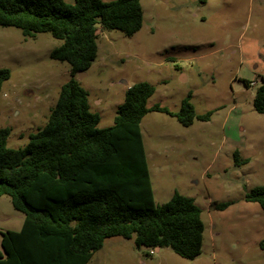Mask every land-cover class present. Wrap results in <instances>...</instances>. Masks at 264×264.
Here are the masks:
<instances>
[{"label":"rangeland","instance_id":"1","mask_svg":"<svg viewBox=\"0 0 264 264\" xmlns=\"http://www.w3.org/2000/svg\"><path fill=\"white\" fill-rule=\"evenodd\" d=\"M141 7L142 26L132 36L98 31L96 59L75 78L100 116L99 128L113 124L127 88L139 82L155 89L147 108L176 113L190 93L197 115L212 112L209 121L188 127L152 111L140 123L154 203L175 191L192 198L204 224L202 246L187 260L115 237L87 264H264V213L244 199L264 184V115L253 109L264 76V0H141ZM60 44L49 33L24 39L20 30L0 26V68L10 70L0 90V128L10 129L11 149L46 124L70 78L69 65L49 57ZM235 151L248 161L235 166ZM212 202L230 205L214 210ZM22 219L0 197V229L16 230Z\"/></svg>","mask_w":264,"mask_h":264},{"label":"trees","instance_id":"2","mask_svg":"<svg viewBox=\"0 0 264 264\" xmlns=\"http://www.w3.org/2000/svg\"><path fill=\"white\" fill-rule=\"evenodd\" d=\"M142 22L141 0H0L1 27L20 30L24 39L49 33L61 41L49 57L70 67L46 124L25 146L9 148L10 129L0 128V197L23 215L19 231H0V264H87L114 237L133 239L137 248H167L187 260L199 255L201 210L176 191L154 203L140 123L152 111L188 127L195 119L209 121L212 112L197 115L190 93L176 113L147 108L155 89L139 82L127 88L113 124L99 128L100 116L75 78L96 59L99 30L132 36ZM9 78L10 70L0 68V90ZM259 81L253 109L264 115V76ZM233 156L235 166L248 161H240L238 151ZM244 199L264 213V184ZM210 205L224 210L230 203Z\"/></svg>","mask_w":264,"mask_h":264},{"label":"crops","instance_id":"3","mask_svg":"<svg viewBox=\"0 0 264 264\" xmlns=\"http://www.w3.org/2000/svg\"><path fill=\"white\" fill-rule=\"evenodd\" d=\"M143 147H144V146H143ZM152 194H153V191H152ZM153 196H154V194H153ZM153 199H154V197H153ZM22 222H23V219L21 220V222H18V223H17L18 226H17V229H16V230H2V229H0V231H1V232H5V231H19L20 228H21ZM114 238H115V237H114ZM114 238L106 239L105 242H104V244H103V247H104V245H105L107 242H112V241H110V240H111V239H114ZM103 247H102V248H103ZM102 248H101V249H102Z\"/></svg>","mask_w":264,"mask_h":264},{"label":"built area","instance_id":"4","mask_svg":"<svg viewBox=\"0 0 264 264\" xmlns=\"http://www.w3.org/2000/svg\"><path fill=\"white\" fill-rule=\"evenodd\" d=\"M253 85H255V83H254V82H251V83H250V86H253ZM148 254H149V255H152V254H153V251L150 250V251L148 252Z\"/></svg>","mask_w":264,"mask_h":264},{"label":"water","instance_id":"5","mask_svg":"<svg viewBox=\"0 0 264 264\" xmlns=\"http://www.w3.org/2000/svg\"><path fill=\"white\" fill-rule=\"evenodd\" d=\"M79 77H82L84 76L85 74L82 72V73H78ZM80 79V78H79Z\"/></svg>","mask_w":264,"mask_h":264}]
</instances>
